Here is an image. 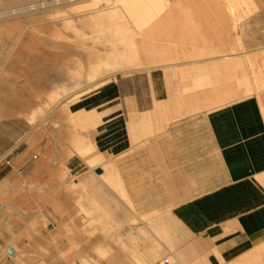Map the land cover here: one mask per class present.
Here are the masks:
<instances>
[{"label": "crops", "instance_id": "crops-1", "mask_svg": "<svg viewBox=\"0 0 264 264\" xmlns=\"http://www.w3.org/2000/svg\"><path fill=\"white\" fill-rule=\"evenodd\" d=\"M209 17L216 24L202 41L209 56L116 74L106 85L83 95L73 111L101 113L96 127L82 131L80 124H71L68 131L67 117L56 111L61 127L54 133L64 160L55 163L46 157L57 150L45 136L41 155L26 157L29 145L24 138L29 131L15 132L13 123L0 126V187H18L25 178L50 182L51 174L63 165L77 176L76 182L88 187L90 197L107 206L106 213L119 225L118 237L132 253L117 249L100 264H163L168 257L177 264H248L264 252V89L251 94L242 90L244 58L252 86L264 83V75L257 78L254 73L260 66L264 70V64L252 68L247 62L248 57L264 59L263 31L246 39L249 50L233 46L252 28L262 29L263 15L235 30L222 24L221 16ZM197 81L201 89H195ZM84 138L104 156L102 163L91 166L77 154L67 155L70 142L82 148L84 143L78 140ZM107 177L120 182L127 202L103 186ZM4 210L0 205V221L7 225L10 216ZM23 227L18 224L14 231ZM42 234L48 237L45 229ZM9 238L4 231L0 243ZM97 241L92 239L91 245ZM50 250L43 260L48 264L58 258L56 248ZM261 261L264 257L252 264Z\"/></svg>", "mask_w": 264, "mask_h": 264}, {"label": "rangeland", "instance_id": "rangeland-1", "mask_svg": "<svg viewBox=\"0 0 264 264\" xmlns=\"http://www.w3.org/2000/svg\"><path fill=\"white\" fill-rule=\"evenodd\" d=\"M81 1L82 2L79 5H76L80 7L78 8L79 10L77 9L78 12L75 13L74 11H72L74 12V14H67V17L66 16L58 17L55 19H51L54 15L48 14L40 20V19H29L24 16L25 14L23 12L25 10H29L25 7L28 6L27 3H29L30 1L29 2L28 0L24 1V4L21 5L18 3L14 4L8 0H0V13H1L0 14L1 15L0 16V35L5 34V35L0 36V46L2 44L1 46L2 48H0V56H1L0 57V94H1L0 96V126L4 123H9V124L13 123L12 125H14L15 132H19V131L22 132L26 130L29 131V133L24 138V141L26 142V144L29 145V150L25 154L26 157L27 155L29 156L30 155L40 156L41 155L42 149L40 147V143L42 142L43 140L42 138H44V136L47 138V141L50 142V144L54 148H56L55 150H57L59 141H58L57 136L54 135L55 134L54 132L59 131V128H60V124H59L60 119L58 117H55L56 115L55 112L57 110L59 112L62 111L63 115L67 117L68 131H69V126H71L73 122H75L74 124H80L81 126H83V127L79 126V129L82 131L88 130L89 127H96L101 122L102 114L96 113L97 111L95 110H92L91 111L92 113L91 112L89 113L86 110H83L80 112H74L73 109L75 108L77 101H79L83 95L88 94L106 85L111 80V78L114 75H116L112 73L111 75H108L107 81L106 83H104V85L96 84V82L93 84H90L89 86L87 85L89 82V80L87 79V75H89V73H91L94 69H96L95 67L98 68L99 66L102 68L100 69L99 74L105 73L107 71H112V69L114 68L113 66H110V65L106 66V64L104 65L102 64V62L106 63L109 61L110 64H113V62L111 61L116 60L115 55H117L118 53L119 54L117 56H119L120 54H121L120 57L125 56L123 59L119 58L122 60L123 62L122 66H124L125 68L128 69L129 67H131L134 69L136 68L135 66L140 67V69L127 72L126 74L134 73V72L149 71L143 68V66L141 67L140 64H142V60L144 61L142 65H144L145 67V66L153 65L154 61L156 64H159L161 62L162 63L171 62L172 64H176L179 62H189V61L195 60V58L201 59L203 58V56H209L208 52L206 54L204 53L208 51V49L203 46V42H202L203 37L208 36L207 35L208 32L213 31L214 29L213 27L216 25L213 20H210L209 15H213L217 17L221 16L223 19L222 24L226 25L227 28H231V29L233 28L234 30L236 29L235 26L238 27V25L239 26L242 25L243 27H246L247 25L250 24V22H252V20L257 15L259 14L263 15V22H261L260 24L262 26V29L257 30V29L252 28L247 35H245L244 33V36L241 41L239 40L233 41V46L239 49L242 48L244 52L249 50L245 43L247 38L255 37L257 35L256 31H259L258 33H261L263 31L262 35H264V10L260 11L259 13H254V11H251L255 7V5L252 2H250L251 5L244 6L243 9L240 8L239 10V8H237L236 16H232L230 14L223 13L224 11L223 7L222 5L221 6L219 5L218 7L217 0H191L189 1V3L186 1H183L182 10L185 8V10L183 11L178 9L180 7L179 1L172 0L170 2L171 9L168 11L173 12L172 13L173 16L167 17L166 19L165 15L168 13L163 12L159 17V20L157 21V23L159 24V29L157 31V36H156L157 38H156L155 46L153 45L154 49L153 48L150 49L149 47L140 49L138 52L139 54L138 53L136 54L137 56L134 55L135 53L133 52L131 47L125 44L123 45V43L119 41L117 42L118 38L121 36L115 35L114 29H112V33H111V30L108 28H107L108 30L106 29L107 31L104 30V32L98 31L95 28L97 24L95 22L94 23L92 22L91 24L87 22H86L87 24L84 22H78V24L80 25L79 29L77 30L78 32L73 31L71 29L65 30L67 31L66 35L71 36V37L68 36L69 40L71 41L74 40V42L83 41L85 43L86 46L84 48H80L78 50L79 52L77 51L72 54H66V53L64 54V51L61 52L59 48L56 49L55 47H52L51 49V47H47V46L41 47L42 44L39 43L40 42L39 38H48V39L56 40V39H61L60 37L58 38V35L60 34V32H62L63 34L66 33V32H63L64 30L62 31L61 27L53 25V21L59 20L63 22L64 18L65 20L75 19L77 21L81 17V15L87 12L85 10H88V9H91L97 6L99 7L101 5L109 4L112 2V0H93V2L89 1L87 3L82 4L85 1L84 0H81ZM115 1H116L115 4L117 5L118 0H115ZM42 2L44 1H41L40 3ZM80 5L83 6L82 10H81ZM85 5H87L86 8H85ZM19 6L20 8H18ZM45 6L46 5L42 6V10L48 9V7H45ZM56 6L58 7L64 6V4L61 3ZM21 7L24 8V10H22ZM66 8L70 9V7H66ZM216 8H218L217 11L219 13H216L217 12ZM244 10H246L247 12H245ZM5 12H7V14ZM239 15H242V17H240ZM238 17H240L241 19L240 18L238 19ZM79 20L81 21L83 19L80 18ZM104 20H105L104 23H106V26H107L109 23L108 19L104 18L103 21ZM17 21H20V22H17ZM22 22L23 23L25 22L26 24L25 23L22 24ZM4 23H7V24H4ZM181 23L183 24L187 23L186 26L188 25L189 29L187 28L185 30H181L179 28V25ZM21 26H23V28ZM85 26H88V27H85ZM43 28L45 29L43 30ZM186 30L187 31L189 30V31L187 32ZM84 31H85V34H84ZM96 31L98 32L97 34H96ZM93 33L94 35H92ZM13 35L14 36L16 35L15 36L16 39L19 40V43L21 41V44H18L17 46L13 45V43L15 42V41L13 42V40L15 39L13 38L14 37ZM77 35L78 37L76 39L75 36ZM18 37H21V38H18ZM29 38H32L33 40ZM34 39H36V41ZM31 40L33 44L35 43L34 45H36V47L32 48L31 44L26 45L24 43V42H28ZM113 40L116 41L115 42L116 44H113L111 42ZM106 44L109 45L110 47L108 46L106 47ZM118 46L120 48H118ZM49 48H50V51H49ZM193 48H199V50L196 53L186 52ZM45 49H47L48 51ZM155 50H157L158 52ZM145 51H147V56H146ZM39 52L42 54H40ZM150 52L152 55L150 54ZM214 53L224 54L225 52L222 50H216V52ZM129 54L134 55L133 56L134 60L130 61L128 59ZM79 55H82V57L81 56L78 57ZM154 55H155V58H154ZM37 56L38 58L40 57L41 59V60L39 59L40 61L39 60L36 61L38 59ZM139 56L140 58H138ZM169 57L171 59H169ZM32 58L35 61H33ZM43 59L44 61H42ZM149 61L153 63H150ZM250 61L253 63H251ZM250 61L248 62L251 63L249 64H250V67L252 68H255V67H258L264 64V59L260 61H252V60ZM44 63H48V64H44ZM86 63H87V70H86ZM30 64H32V66ZM258 70H255V73H256L255 77H257L258 75L257 73H259ZM76 74L79 76H77ZM245 74L246 76L242 80H244V82L246 80L250 84L249 88L251 86V88L253 89V91H251L250 93L261 92L262 90L261 91L256 90L257 85L260 86L261 83L259 82V84H257L256 86H252V84L249 82L250 78H249L248 72L245 71ZM242 76L243 74L241 75V77ZM105 78L106 77H104L103 79L101 78L99 80H104ZM37 79L40 80L39 83L37 82L38 81ZM77 79L79 82L81 79L83 83L82 82L79 83ZM237 79H238V85H239L241 79H239V77H237ZM196 83L197 85L198 83L201 85V86L198 85L199 86L198 89H201L202 83L199 81H197ZM79 85L83 87L81 88ZM98 86L100 87L97 88ZM31 88L32 89L34 88V90H32ZM36 88H38V90ZM67 89L69 90L68 92L66 91ZM31 90L33 94L30 93ZM242 90H243V93L248 94L246 92V87L244 84L242 85ZM36 91L40 93L38 94ZM55 91L58 92V94L61 92V94L48 95V94H51L50 92H53L52 94L56 93ZM76 92L78 93V96ZM64 93L66 94L68 93L67 97H65L66 94L64 95ZM75 94L77 97L75 96ZM72 95L74 96L72 97ZM52 96H56V99L60 96V99H61L60 101L62 103L59 101V103L53 109L49 111V107L52 106L56 101L55 99L52 98ZM46 98L47 99L49 98L48 102L51 101L49 105L48 103L46 104L47 102V100H45ZM51 98L52 100H50ZM30 99L35 103L33 104V102ZM42 99H44V101ZM52 101H53V104H52ZM43 104H46V106ZM32 107H34V109L35 108L39 109L40 107H44L43 111H41L40 113L38 111L37 113L38 115L36 118L37 119L36 125L30 124L31 123V113L33 112ZM58 107H60V109H58ZM30 108L32 109L30 110ZM68 108L71 110L68 111L67 110ZM44 112L45 113L47 112V113L45 114ZM68 112L70 113V115ZM71 112H74V113L71 114ZM72 127L74 128L73 130L74 133H76L75 131L76 127L75 126H72ZM64 129L65 128L63 126V130ZM38 132L39 134H43V135L41 136V138L36 139L34 138V134H38ZM84 139H86L87 141L86 143H88L92 147V145L90 144V140H88V138H84ZM86 143H84V146H86L85 145ZM70 144L72 146L78 145L76 141L74 144L73 140L70 142ZM87 154H89V156L97 157V159L93 163H91V166L102 163L104 161V156L97 150L95 145L92 147L91 151H88ZM67 155L68 156L72 155V150L68 149ZM46 157L50 160V162H55V163H58L61 158L58 150L54 151L53 149L51 150L49 155H46ZM61 160H64V157H62ZM62 164H64V161L62 162ZM56 173L57 174L55 175L53 173L51 174L50 182H42V181H37V180L35 182H27L25 180L26 178L24 180L23 178H21L20 180H23L24 182L20 181V186L15 187L13 185H10V186L5 187L6 190H0V205L5 204L4 209L6 210V212L7 211L9 213L11 212L10 214L8 213L10 216L9 217L10 219H8L7 225L6 223L5 225L3 224L4 220L0 223V236L2 235L4 231L7 232L10 236L8 241L7 239H5L4 243H0V264H48V263L43 262V260H44V257L48 256L51 253V250H50L51 247L56 248V252L58 256L57 260L52 262L51 264H100L103 260L105 259L109 260L110 257H113L112 255L114 253H117V249L131 254L132 252L129 250V248L126 245H124L122 243L121 238L118 237V233L120 232V230L118 229L119 225L114 223V220L112 219L111 214L106 213L107 206H102L97 201V199L90 197L89 194L87 193L88 187H86V185H84L83 183L77 188L70 186L69 183L71 182L72 178L75 176L72 175L69 170H66L63 165L59 169H57ZM71 176L72 178H70ZM104 180H105L103 181L104 187L107 186L110 189L114 190L120 196V199H119L120 201H125V202L128 201V198H125L123 196L122 187H121L120 182L110 180V179L108 181V179L106 178H104ZM58 181H61L63 185L65 182H67V184L64 187V190H66V193L68 194L65 193L66 194L65 195L64 193H62L63 191L61 187H59L58 189V185H57ZM31 186L33 189L32 188L30 189ZM2 187L3 186H1L0 188ZM56 189H58L57 192L59 191L57 194H55L56 192L55 193L52 192V190L56 191ZM60 189H61V193H60ZM10 190L13 192L12 196L10 195V192H11ZM28 192L34 193L36 196L34 197L20 196V194L22 195ZM51 192L54 193L53 195H55L56 197L51 195L52 194ZM15 201L20 203V205L16 203ZM14 203L17 209L15 207L14 208L12 207V205L15 206ZM21 207H22V210L19 209ZM18 209L20 210V212ZM74 210H77V212L73 213L72 211ZM15 211H17L16 212L17 214L15 213ZM22 211L25 213V216L23 215L24 213L22 214ZM46 212H49V213L46 214ZM18 214L19 215L21 214L20 217H18L19 216ZM135 222H138V220H135ZM18 224L24 227H23V230L16 233L14 231V227H16ZM44 229L47 231L48 237H44V235L42 234ZM12 237H16V243L19 244L20 256L17 258L19 259L18 260L19 262H17L16 259L11 258L8 253V250L6 249V247L10 245V239ZM83 238L85 239L83 240ZM98 238H99V243L97 241L96 245L95 244L91 245L92 239H94L95 241V239H98ZM33 240L36 243L34 246L32 244ZM60 242L62 243L61 244L62 246L59 248L58 243ZM108 242L112 244L114 243L115 247L113 248L112 246H110ZM163 244H164L163 246H166L165 243ZM87 245L88 247L86 248ZM133 255L134 254L131 255L132 259H133ZM263 257H264V252L260 255H255L251 257L250 259L251 261H249L248 264H252L253 261L262 259ZM168 260L169 262H163V264H177L173 258L168 257ZM263 262L264 261H261L260 264H262ZM133 263L136 264L135 262Z\"/></svg>", "mask_w": 264, "mask_h": 264}, {"label": "bare ground", "instance_id": "bare-ground-1", "mask_svg": "<svg viewBox=\"0 0 264 264\" xmlns=\"http://www.w3.org/2000/svg\"><path fill=\"white\" fill-rule=\"evenodd\" d=\"M8 1H10V2H12V3H18V4H21V5H23L24 4V1H27V0H8ZM30 1V2H29ZM41 1H44V2H42V3H40ZM85 2H83L82 4H84V3H87V2H89V1H92L93 2V0H84ZM172 0H118V2H119V4H118V2H117V5L115 4L116 3V1L115 0H112V2L111 3H109V4H105V5H101V6H97V7H93V8H91V9H88V10H85V11H87L86 13H84L83 15H81V17L80 18H82L83 20H72V19H70V20H65V18H64V21L63 22H61V21H53V25H56V26H59V27H61V29H62V31L63 32H66L65 34H63L62 32H60V34L58 35V38L60 37L61 39H56V40H53V39H48V38H39L40 40V44H42L41 45V47L42 46H47V47H51V49H52V47H55L56 49L57 48H59L60 50H61V52L62 51H64V54L66 53V54H72V53H75V52H77L80 48H84L86 45H85V43L83 42V41H78V42H74V40L73 41H71V40H69V38H68V36H70V35H66L67 34V31H65L66 29H71V30H73V31H76V32H78L77 30L79 29V24H78V22H84V23H89V24H91L92 22L94 23H97L96 24V27H95V25H94V27L98 30V31H103L104 32V30H106L107 28L108 29H110L111 30V33H112V29H114V32H115V35H120L121 37H119L118 38V40H117V42L119 41V42H121V43H123V45L125 44V45H128L129 47H131L132 48V50H133V52L135 53L134 55H136L138 52H139V50L140 49H143V48H145V47H149L150 49L151 48H153V45L155 46V43H156V36H157V31H158V29H159V24L157 23V21L159 20V17H160V15L163 13V12H167L168 14H166L165 16V18L167 19V17H171V16H173L172 15V13L173 12H169L168 10H170L171 9V7H170V2H171ZM177 1H179V4H180V7L178 8V9H180V10H182V3H183V1H186V2H188L189 3V1H191V0H177ZM28 2L29 3H27V7H25V8H27V9H29V10H25L23 13L25 14L24 16L26 17V18H29V19H42L44 16H46V15H54L51 19H55V18H58V17H67V14H74V12L76 13V12H78L77 11V9L78 8H80V7H78V6H76V5H79L82 1L81 0H28ZM91 2V3H92ZM96 2V1H95ZM217 5H218V7H219V5L221 6L222 5V7H223V13H227V14H230V15H232V16H236V10H237V8H239V10H240V8H242L243 9V7L244 6H248V5H251V3L250 2H252L254 5H255V7H254V9H252L251 11H254V13H257L259 10H261V9H263L264 8V0H217ZM64 4V6H56V5H58V4ZM98 3H100V2H98ZM108 3V2H107ZM5 4V3H4ZM65 4H67V5H65ZM43 5H46L45 7H48V9L47 10H42V6ZM100 5V4H99ZM187 5V4H186ZM81 6V5H80ZM86 6L87 5H85V8H86ZM92 6V5H91ZM2 7V6H1ZM66 7H70V9L68 8H66ZM82 7L83 6H81V10H82ZM18 8H20V6L18 7ZM22 8V7H21ZM188 8V7H187ZM252 8V7H251ZM245 9V8H244ZM7 10V9H6ZM12 10H14V9H12ZM21 10V9H20ZM22 10H24V8H22ZM21 10V11H22ZM79 10V9H78ZM84 10V9H83ZM183 10H185V8L183 9ZM182 10V11H183ZM218 10V8H216V11ZM250 10V9H249ZM72 11H74V12H72ZM245 12H247L246 10H244ZM239 12V11H238ZM250 12V11H249ZM6 14H7V12H5ZM21 13V12H20ZM216 13H219L218 11L216 12ZM251 13V12H250ZM1 14V13H0ZM247 14V13H246ZM249 14V13H248ZM22 15V14H21ZM80 15V14H79ZM175 15V14H174ZM250 15V14H249ZM1 16V15H0ZM69 16V15H68ZM238 16V15H237ZM240 17H242V15H239ZM7 17V16H6ZM5 17V18H6ZM240 17H238V19L240 18ZM5 18H3V19H5ZM69 18V17H68ZM68 18H66V19H68ZM108 19V25L106 26V23H104L105 22V20L103 21V19ZM161 19V18H160ZM241 19V18H240ZM23 20V19H22ZM39 20V21H40ZM62 20V19H61ZM4 21H6V20H4ZM3 21V22H4ZM30 21V20H29ZM51 21V20H50ZM101 21V22H100ZM107 21V20H106ZM17 22H20V21H17ZM37 22V21H36ZM25 23V22H24ZM23 22H22V24H24ZM39 23V22H38ZM86 23V24H87ZM4 24H7V23H4ZM26 24V23H25ZM42 24H44V23H42ZM46 24V23H45ZM50 24V23H49ZM48 24V25H49ZM187 24V23H186ZM186 24H183V23H181L180 25H179V28L181 29V30H185V29H187L189 26L187 25L186 26ZM28 25V24H27ZM37 25V24H36ZM47 25V26H48ZM11 26V25H10ZM38 26V25H37ZM40 26V25H39ZM51 26V25H50ZM84 26V25H83ZM7 27V26H6ZM12 27V26H11ZM22 28H23V26H21ZM20 27V28H21ZM41 27V26H40ZM49 27V26H48ZM85 27H88V26H85ZM236 28H237V26H235ZM38 28V27H37ZM45 28H43V30H44ZM53 29V28H52ZM90 29V28H89ZM107 29V30H108ZM189 29V28H188ZM233 29V28H232ZM12 30V29H11ZM10 30V31H11ZM14 30V29H13ZM17 30V29H16ZM27 30V29H26ZM28 30H29V28H28ZM32 30V29H31ZM42 30V29H41ZM106 30V31H107ZM174 30V29H173ZM23 31V30H22ZM187 31V30H186ZM189 31V30H188ZM187 31V32H188ZM193 31V30H192ZM18 32V31H17ZM28 32V31H27ZM33 32V31H32ZM56 32V31H55ZM72 32V31H71ZM75 32V33H76ZM3 33V32H2ZM13 33V32H12ZM19 33V32H18ZM23 33V32H22ZM69 33V32H68ZM98 32L96 31V34H97ZM108 33V32H107ZM21 34V33H20ZM39 34V33H38ZM52 34V33H51ZM56 34V33H55ZM77 34V33H76ZM83 34V33H82ZM84 34H85V31H84ZM90 34V33H89ZM100 34V33H99ZM103 34V33H102ZM109 34H110V32H109ZM2 35H5V34H2ZM2 35H0V36H2ZM9 35V34H8ZM35 35V34H34ZM49 35V34H48ZM79 35V34H78ZM78 35L77 36H75L76 37V39H77V37H78ZM92 35H94V33L92 34ZM114 35V36H115ZM10 36V35H9ZM14 36V35H13ZM16 36V35H15ZM13 37V38H15L14 40H13V45L14 46H17L18 44H21V41H20V43H19V40L18 39H16V37ZM20 36V35H19ZM28 36V35H27ZM43 36H44V34H43ZM85 36V35H84ZM96 36V35H95ZM153 36H155V37H153ZM11 37V36H10ZM52 37V36H51ZM71 37V36H70ZM81 37V36H80ZM94 37V36H93ZM97 37V36H96ZM116 37V36H115ZM238 37H240V36H238ZM4 38V37H3ZM12 38V39H13ZM18 38H21V37H18ZM28 38V37H27ZM26 38V39H27ZM56 38V37H55ZM73 38H74V36H73ZM86 38V37H85ZM89 38V37H88ZM91 38V37H90ZM111 38V37H110ZM151 38V39H150ZM29 39H32V38H29ZM38 39V38H37ZM72 39V38H71ZM99 39V38H98ZM112 39V38H111ZM2 40H4V39H2ZM21 40V39H20ZM23 40V39H22ZM28 40V39H27ZM33 40V39H32ZM32 40L31 41H28V42H24L26 45L27 44H31L32 45V48H34V47H36V45H34L33 43H32ZM35 41H36V39H34ZM34 41V42H35ZM95 41V40H94ZM158 41V40H157ZM9 42V41H8ZM113 44H116L115 42V40H113V41H111ZM110 42V43H111ZM104 43V42H103ZM107 43V42H106ZM153 43V44H152ZM4 44V43H3ZM24 44V45H25ZM38 44V43H37ZM39 44V45H40ZM119 44V43H118ZM30 45V46H31ZM1 46H2V44H1ZM0 46V48H2ZM3 46H5V45H3ZM110 47L109 45H107L106 44V47ZM20 47V46H19ZM25 47V46H24ZM29 47V46H28ZM28 47H26V48H28ZM124 47V46H123ZM14 48V47H13ZM30 48V47H29ZM38 48H40V47H38ZM45 48V47H44ZM54 48V49H55ZM113 48H115V47H113ZM118 48H120L119 46H118ZM117 48V49H118ZM5 49V48H4ZM6 49H7V47H6ZM21 49H22V47H21ZM31 49V48H30ZM36 49V48H35ZM55 49V50H56ZM87 49H88V47H87ZM103 49V48H102ZM109 49V48H108ZM154 49V48H153ZM156 49H158V48H156ZM38 50V49H37ZM42 50V49H41ZM40 50V51H41ZM45 50H47V49H45ZM44 50V51H45ZM146 50V49H145ZM7 51V50H6ZM9 51V50H8ZM25 51V50H24ZM35 51V50H34ZM33 51V52H34ZM48 51V50H47ZM49 51H50V48H49ZM109 51V50H108ZM153 51V50H152ZM155 51H157V50H155ZM164 51V50H163ZM166 51V50H165ZM17 52V51H16ZM15 52V53H16ZM54 52V51H53ZM56 52V51H55ZM79 52V51H78ZM112 52V51H111ZM116 52V51H115ZM146 52V56H147V51H145ZM158 52V51H157ZM242 52H244V51H242ZM250 52V51H249ZM9 53H11V52H9ZM14 53V52H13ZM27 53H29V52H27ZM32 53V52H31ZM36 53H37V51H36ZM40 53V52H39ZM38 53V54H39ZM45 53V52H44ZM59 53V52H58ZM117 53V52H116ZM153 53V52H152ZM159 53H160V51H159ZM258 53V52H257ZM23 54V53H22ZM40 54H42V53H40ZM60 54V53H59ZM78 54V53H77ZM76 54V55H77ZM80 54V53H79ZM107 54V53H106ZM111 54V53H110ZM109 54V55H110ZM115 54V53H114ZM119 54V53H118ZM117 54V55H118ZM139 54V53H138ZM150 54H151V52H150ZM235 54V53H234ZM234 54L232 55V56H234ZM260 54V53H259ZM108 55V56H109ZM117 55H115V58H116V60L115 61H111V62H113V64H110V62L108 61V62H102V64H106V66L107 65H110V66H113L114 68L112 69V71H107V72H105V73H100L99 74V71H100V69H102L101 67H99L98 65V68L97 67H95L96 69H94L91 73H89V75H87V79L89 80V82H88V86L90 85V84H93V83H95L96 82V84H99V85H104V83H106V81H107V78H108V75H111V73L112 74H126L127 72H131V71H133V70H138V69H140V67L139 66H135L136 68H131V67H129L128 69L127 68H125L124 66H122L123 65V62H122V60L121 59H123L125 56H121L120 57V55L119 56H117ZM133 54L132 55H130L129 54V56H128V59L131 61V60H134L133 59V56H134ZM152 55V54H151ZM156 55H157V53H156ZM70 56V55H69ZM82 57V55H79L78 57ZM137 56V55H136ZM149 56V55H148ZM243 56V55H242ZM242 56H241V58H242ZM1 57V56H0ZM12 57V56H11ZM10 57V58H11ZM24 57V56H23ZM33 57V56H32ZM42 57V56H41ZM106 57H107V55H106ZM152 57V56H151ZM204 57V56H203ZM245 57V56H244ZM243 57V58H244ZM247 57V56H246ZM258 57H260V56H258ZM7 58V57H6ZM5 58V59H6ZM16 58H18V57H16ZM37 58H38V56H37ZM119 58H121V59H119ZM127 58V57H126ZM138 58H140V56L138 57ZM154 58H155V55H154ZM226 58V57H225ZM250 60H252V57H248ZM9 59V58H8ZM14 59V58H13ZM33 59V58H32ZM31 59V60H32ZM40 59V57L36 60V61H38ZM57 59V58H56ZM63 59V58H62ZM104 59H106V58H104ZM114 59V58H113ZM136 59V58H135ZM169 59H171L170 57H169ZM196 59V58H195ZM245 59V58H244ZM243 59V61H242V69L244 70V72H245V60ZM247 59V58H246ZM247 60V62L248 61H250V60ZM253 59H255L254 57H253ZM256 59H257V57H256ZM41 60V59H40ZM39 60V61H40ZM121 60V61H120ZM155 60V59H154ZM153 60V61H154ZM166 60V59H165ZM180 60H182V59H180ZM30 61V60H29ZM33 61H35L34 59H33ZM42 61H44V59L42 60ZM89 61V60H88ZM100 61H102V60H100ZM105 61V60H104ZM140 61H141V59H140ZM147 61V60H146ZM151 61V60H150ZM149 61V62H150ZM187 61V60H186ZM199 61V60H198ZM257 61V60H256ZM15 62V61H14ZM48 62V61H47ZM139 62V61H138ZM143 60H142V64H143ZM159 62V61H158ZM157 62V63H158ZM161 62V61H160ZM251 62V61H250ZM249 62V63H250ZM5 63V62H4ZM3 63V64H4ZM33 63V62H32ZM89 63V62H88ZM93 63H95V62H93ZM101 63V62H100ZM150 63H153V62H150ZM162 63V62H161ZM159 63V64H156L155 63V61H154V64L153 65H149V66H145L144 67V65H142V64H140L141 65V67L143 66V68H145V69H147V70H152V69H154V68H156V67H162V66H168L169 67V65H172V63L171 62H166V63ZM251 63H253V62H251ZM250 63V64H251ZM44 64H48V63H44ZM80 64H82V63H80ZM249 64V65H250ZM257 64V63H256ZM31 66H32V64H30ZM35 65H36V63H35ZM27 66V65H26ZM24 67V66H23ZM83 67V66H82ZM109 67V66H108ZM29 68V67H28ZM31 68V67H30ZM32 68H34V67H32ZM37 68V67H36ZM40 68V67H39ZM92 68V67H91ZM164 68V67H163ZM177 68V67H176ZM93 69V68H92ZM132 69V70H131ZM165 69V68H164ZM33 70V69H32ZM49 70V69H48ZM82 70V69H81ZM86 70H87V63H86ZM34 71V70H33ZM37 71V70H36ZM49 72V71H48ZM257 72V71H256ZM258 72L259 73H257L258 75H257V77H261L262 75H264V70H263V68H262V66H260V68H259V70H258ZM40 73H41V71H40ZM74 73H75V71H74ZM80 73V72H79ZM85 73H87V72H85ZM84 73V74H85ZM254 73H255V71H254ZM30 74V73H29ZM256 74V73H255ZM77 75V74H76ZM76 75H74V76H76ZM246 75V74H245ZM34 76V75H33ZM77 76H79V75H77ZM27 77H29V76H27ZM31 77V76H30ZM104 77H106L104 80H99V79H103ZM34 78V77H33ZM76 78V77H75ZM81 78V77H80ZM115 78V77H114ZM86 79V78H85ZM84 79V80H85ZM86 79V80H87ZM110 79V78H109ZM116 79V78H115ZM38 80V79H37ZM76 80V79H75ZM258 80V79H257ZM3 81V80H2ZM36 81V80H35ZM39 81L40 80H38L37 82L39 83ZM77 81H78V79H77ZM260 81V80H259ZM79 82V81H78ZM80 82H82V80L80 79ZM79 82V83H80ZM260 82H262V81H260ZM264 82V81H263ZM30 83V82H29ZM79 83H77V84H79ZM83 83V82H82ZM256 83V82H255ZM243 84L245 85V87H246V92L248 93V94H251L250 92L251 91H253V89L251 88V86H250V88H249V83H246V82H244V80H243ZM262 84V83H261ZM260 84V86H258L257 85V87H256V90L257 91H261V90H263L264 89V83L261 85ZM2 85V84H1ZM40 85V84H39ZM198 85L199 86H201L199 83H198ZM197 85V83H195V89H197V88H199V86ZM32 86V85H31ZM80 86V85H79ZM38 87V86H37ZM81 87V86H80ZM83 87V86H82ZM81 87V88H82ZM100 86H98L97 88H99ZM79 88V87H78ZM32 89V88H31ZM37 90H38V88H36ZM255 89V88H254ZM32 90H34V88L32 89ZM32 90H31V92L30 93H32L33 94V92H32ZM67 92L69 91L68 89L66 90ZM73 91V90H72ZM256 91V92H257ZM37 92V91H36ZM56 92V91H55ZM64 92H65V90H64ZM79 92V91H78ZM38 93V92H37ZM40 93V92H39ZM38 93V94H39ZM51 94H48V95H55V94H58V92H56V93H54V94H52L53 92H50ZM70 93V92H69ZM77 93V92H76ZM35 94V93H34ZM59 94H61V92L59 93ZM58 94V95H59ZM66 93H64V95H65ZM183 94V93H182ZM57 95V96H58ZM63 95V94H62ZM63 95V96H64ZM67 95H68V93L65 95V97H67ZM0 96H1V94H0ZM32 96V95H31ZM38 96V95H37ZM41 96H42V94H41ZM74 95H72V97H73ZM75 96H76V94H75ZM77 96H78V93H77ZM76 96V97H77ZM51 97V96H50ZM49 97V98H50ZM48 98V99H49ZM52 98L53 99H55L56 101H55V103L53 104V101H52V106H50L49 107V111L51 110V109H53L58 103H59V101L61 100L60 99V96L56 99V96H52ZM52 98L50 99V100H52ZM32 99V98H31ZM30 99V100H31ZM47 98L45 99V100H47V102H46V104L48 103V105H49V103L51 102H48L49 100H48ZM64 99V98H63ZM75 99V98H74ZM34 100V99H33ZM43 101H44V99H42ZM32 101V100H31ZM33 102V101H32ZM31 102V103H32ZM61 102V101H60ZM78 102V101H77ZM35 102H33V104H34ZM62 103V102H61ZM46 104H43V105H45L46 106ZM38 105V104H37ZM40 105V104H39ZM47 105V106H48ZM35 106V105H34ZM38 107V106H37ZM61 107V106H60ZM60 107H58V109H60ZM66 107V106H65ZM33 108V112L31 113V123L30 124H32V125H36V122H37V113H38V111H39V113L41 112V111H43V108L44 107H40L39 109H34V107H32ZM32 108H30V110L32 109ZM19 110V109H18ZM47 110V109H46ZM56 110V109H55ZM63 110V109H62ZM68 111H70L71 109H67ZM83 110V109H82ZM58 111V110H57ZM96 111V110H95ZM62 112V111H61ZM60 112V113H61ZM87 112H91L90 110H88ZM45 113V112H44ZM47 113V112H46ZM45 113V114H46ZM56 113H59V111L58 112H56ZM59 113V114H60ZM65 113H66V111H65ZM69 113V112H68ZM72 113H74V112H71V114ZM88 113V114H89ZM92 113V112H91ZM96 113H98V112H96ZM18 114V113H17ZM63 114V113H62ZM54 115H55V113H54ZM69 115H70V113H69ZM61 116H63V115H61ZM97 116H98V114H97ZM100 116V115H99ZM55 117H57L56 115H55ZM60 117V116H59ZM85 117V116H84ZM46 118V117H45ZM97 118V117H96ZM99 118V117H98ZM40 119V118H39ZM39 121V120H38ZM97 122V121H96ZM100 122V121H99ZM75 122H73V124H74ZM66 124V123H65ZM44 125V124H43ZM61 127V126H60ZM55 128V127H54ZM42 132V131H41ZM28 134V133H27ZM38 134H39V132H38ZM54 134V133H53ZM56 134H58L59 135V132H57ZM55 135V134H54ZM31 137V136H30ZM37 137V136H36ZM59 138V137H58ZM61 138V137H60ZM57 141V140H56ZM58 142V141H57ZM78 142H80V143H85L86 142V140L85 139H79L78 140ZM71 147V150H72V154H77L78 156H80L81 158H83L89 165H91V163H93V161H94V158H93V156H89V154H87L88 153V151H91V149H92V147L90 146V145H88V146H84V147H80V144H78L77 146H70ZM10 153V152H9ZM81 162H82V160H81ZM87 164V165H88ZM92 169V168H91ZM79 176V175H78ZM75 177H77V176H75ZM75 177H73L72 178V176L70 177V178H72V180H71V182L69 183L70 184V186H72V187H75V188H77L78 186H80V185H82V183L81 182H76V178ZM106 179H108V181H109V178L107 177ZM70 180V179H69ZM67 181V180H66ZM105 181V180H104ZM65 182V181H64ZM107 183V182H106ZM64 184H66V183H64ZM58 185V189H59V184H57ZM62 186V185H61ZM10 188V187H9ZM32 188V186L30 187V189ZM36 188V187H35ZM66 188H67V186H66ZM65 188V189H66ZM4 190L5 188L4 187H2V188H0V190ZM33 189V188H32ZM58 189H56V191H53L52 190V192H56L55 194H57L58 192H57V190ZM62 191H64L63 189V186H62ZM61 189H60V193H61ZM55 190V189H54ZM69 191V190H68ZM67 191V192H68ZM7 192V191H6ZM51 192V193H52ZM65 193H66V190L64 191ZM54 193H52L51 195H53ZM59 193V194H60ZM11 194V193H10ZM16 194V193H15ZM19 194V193H18ZM66 194H68V193H66ZM65 194V195H66ZM21 195V194H20ZM53 196H55V195H53ZM56 197V196H55ZM68 200V199H67ZM16 202V201H15ZM16 203H18V202H16ZM13 204V203H12ZM19 205H20V203H18ZM17 204V205H18ZM63 204V203H62ZM3 205V204H2ZM8 205H10V204H8ZM14 205H15V203H14ZM3 206H5V204L3 205ZM12 207L14 208H16V205L15 206H13L12 205ZM19 207V206H18ZM17 209V208H16ZM20 210H22V207L21 208H19ZM18 209V210H19ZM17 210V211H18ZM20 210H19V212H20ZM17 211H15V213L17 212ZM24 211V210H23ZM22 211V214L25 212H23ZM2 212H3V210H2ZM8 212V211H7ZM7 212H5L6 214H7ZM9 213V212H8ZM11 213V212H10ZM9 213V214H10ZM6 214H5V216H6ZM17 214V213H16ZM19 215V214H18ZM21 215V214H20ZM20 215L18 216V217H20ZM24 216H25V213L23 214ZM22 215V216H23ZM27 215V214H26ZM4 216V215H3ZM14 216V215H13ZM23 216V217H24ZM9 217V216H8ZM3 218V217H2ZM6 218V217H5ZM27 218V217H26ZM10 219V218H9ZM23 220H24V218H23ZM27 220V219H26ZM1 222V221H0ZM4 223V225H5V222H3ZM8 223V222H7ZM6 227V226H5ZM10 227V226H9ZM8 227V228H9ZM12 227V226H11ZM23 233V232H22ZM14 235H16V234H14ZM85 238H83V240H84ZM12 240V239H11ZM8 241V240H7ZM18 241V240H17ZM9 247H13L14 249H15V253L12 255V254H10L11 256H12V258L13 259H16L17 260V262H19L18 260L19 259H17L19 256H20V254H19V246L17 245V243H16V237H14L13 238V241H12V244H10V245H8V247H6V249H8ZM22 258H23V256H22ZM21 259V258H20ZM14 261V260H13Z\"/></svg>", "mask_w": 264, "mask_h": 264}, {"label": "water", "instance_id": "water-1", "mask_svg": "<svg viewBox=\"0 0 264 264\" xmlns=\"http://www.w3.org/2000/svg\"><path fill=\"white\" fill-rule=\"evenodd\" d=\"M97 172H98V173H101V170H98ZM8 252H9L10 254H14V253H15V250H14V248H9V249H8Z\"/></svg>", "mask_w": 264, "mask_h": 264}]
</instances>
